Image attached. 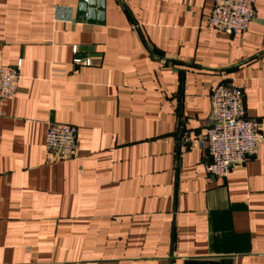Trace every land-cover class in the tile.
Here are the masks:
<instances>
[{"label":"crops","instance_id":"obj_1","mask_svg":"<svg viewBox=\"0 0 264 264\" xmlns=\"http://www.w3.org/2000/svg\"><path fill=\"white\" fill-rule=\"evenodd\" d=\"M0 0V264H264V141L226 178L201 149L221 82L264 133V0L248 29L214 0ZM79 54L73 56V46ZM49 122L77 128L72 158Z\"/></svg>","mask_w":264,"mask_h":264},{"label":"built area","instance_id":"obj_2","mask_svg":"<svg viewBox=\"0 0 264 264\" xmlns=\"http://www.w3.org/2000/svg\"><path fill=\"white\" fill-rule=\"evenodd\" d=\"M256 0H214L206 26L230 35L243 34L255 15ZM73 56L79 54L73 46ZM21 62L0 67V101L12 99L19 86ZM212 110L200 147L210 160L205 172L215 178H226L231 167L244 163L257 153L264 133L258 122L246 114L243 88L227 82L219 83L211 93ZM77 128L68 123L49 122L46 149L55 160L74 156Z\"/></svg>","mask_w":264,"mask_h":264},{"label":"water","instance_id":"obj_3","mask_svg":"<svg viewBox=\"0 0 264 264\" xmlns=\"http://www.w3.org/2000/svg\"><path fill=\"white\" fill-rule=\"evenodd\" d=\"M83 2L79 5V13L81 15L86 16L88 19H92L94 16V13L98 11L104 10V5L102 3H99V5H94L93 2L90 0H82ZM96 9V10H95Z\"/></svg>","mask_w":264,"mask_h":264}]
</instances>
